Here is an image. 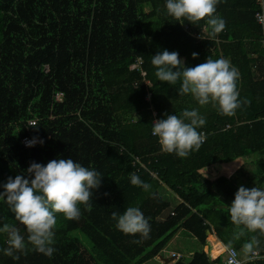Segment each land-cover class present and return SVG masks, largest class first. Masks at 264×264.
<instances>
[{
	"label": "trees",
	"instance_id": "obj_1",
	"mask_svg": "<svg viewBox=\"0 0 264 264\" xmlns=\"http://www.w3.org/2000/svg\"><path fill=\"white\" fill-rule=\"evenodd\" d=\"M165 3L0 0V184L26 174L31 162L54 159H73L102 177L91 212L79 206L82 215L74 221L57 214L52 256L31 245L18 260L6 256L7 236L0 233V264H142L159 255L179 228L218 255L238 231L228 207L242 165L233 178L208 177L202 170L264 152V23L257 20L264 0H221L215 15L226 27L215 39L207 38L204 20L182 25L166 14ZM165 49L178 52L186 67L208 56L228 59L240 73L239 98L248 103L227 117L211 104L199 106L191 95H178L179 82H160L154 75L151 57ZM194 108L206 120L197 129L206 136L200 149L187 158L161 152L151 134L152 111L163 119ZM30 120L38 129L28 127ZM25 135L44 143L24 147ZM131 173L149 183L150 191L133 186ZM254 182L242 186L250 189ZM128 207L149 219V238L140 243H133L139 235L117 230L111 218ZM4 223L26 236L0 201V227ZM73 231L84 234L90 248ZM250 235L232 245L241 248ZM259 239L264 255V237ZM173 264L223 262L202 250ZM247 264H264V256Z\"/></svg>",
	"mask_w": 264,
	"mask_h": 264
},
{
	"label": "clouds",
	"instance_id": "obj_2",
	"mask_svg": "<svg viewBox=\"0 0 264 264\" xmlns=\"http://www.w3.org/2000/svg\"><path fill=\"white\" fill-rule=\"evenodd\" d=\"M220 2L166 0L165 8L166 14L182 25L184 21L196 25L204 20L208 28L207 38L215 39L226 27V21L215 15ZM199 38L203 39L201 35ZM192 56L197 58L198 54L193 53ZM151 64L158 81L171 85L179 82L178 95H191L201 107L211 104L219 115L234 116L243 103H248L239 98L237 81L240 73L228 59L208 56L204 63L186 67L178 52L165 49L151 57ZM165 116L163 119H155L151 127V134L158 138L161 152L187 158L193 151H198L206 140L205 134L197 131L206 124L199 110L185 109L179 116L167 113ZM28 127L38 129L36 125ZM23 137L20 142L24 147H32L37 142L41 145L44 143L42 139L31 137L25 141V145ZM101 178L99 172L73 159H54L46 165L31 162L26 174L8 177L6 183L0 184L3 189L0 191V201L8 206L18 225L23 226L26 236L21 234L20 227L4 223L0 227V233L7 236L4 254L18 260V253L25 252L31 245V250L52 256L56 250L53 245L57 214H62L68 221H74L82 215L79 206L91 212L93 192L101 186ZM130 182L146 192L151 189V185L135 173L130 174ZM228 213L230 222L238 229L232 240L223 245L229 251L228 264H247L259 256V237H264V189L240 186L228 207ZM111 218L116 221L117 230L126 235L141 237L133 243L149 238V219L138 207H128L123 214L113 212ZM248 234L252 235L243 243L239 253L232 250L233 240H240Z\"/></svg>",
	"mask_w": 264,
	"mask_h": 264
},
{
	"label": "rangeland",
	"instance_id": "obj_3",
	"mask_svg": "<svg viewBox=\"0 0 264 264\" xmlns=\"http://www.w3.org/2000/svg\"><path fill=\"white\" fill-rule=\"evenodd\" d=\"M262 153L264 152H253L249 153V155H247L248 157H245L247 160L244 159L245 163L243 162L242 164L243 169L236 174V182H238V185L242 186V184L250 182L251 178H254V187L261 186L264 188V154ZM228 166H230V164L217 163L203 169L202 172L208 177H215L222 174L233 178L238 169H236L234 173L227 175L229 174L226 171ZM165 194L166 196L172 195L168 190H165ZM77 232L78 231H73L72 234L75 235ZM77 234L82 240V243L90 248L91 244L89 239L81 232H78ZM203 249L204 245L198 242V240L187 231L179 228L159 255L147 259L142 264H173L177 259L183 258L185 260H189L194 252L202 251ZM219 254L211 255L209 253L208 256L216 258L220 256ZM171 257H173V259H171Z\"/></svg>",
	"mask_w": 264,
	"mask_h": 264
},
{
	"label": "built area",
	"instance_id": "obj_4",
	"mask_svg": "<svg viewBox=\"0 0 264 264\" xmlns=\"http://www.w3.org/2000/svg\"><path fill=\"white\" fill-rule=\"evenodd\" d=\"M261 3H262V1H261ZM261 12H259V13H257V20H258V22L259 23H264V4H262L261 5ZM262 43H263V45H264V40L262 41ZM60 95H61V93H57L56 94V99H59V97H60ZM147 97H148V95H147ZM157 114V112L155 111V110H153L152 111V115H153V119H152V122L155 120V119H158V116L156 115ZM29 124L30 125H33V124H35V120H30L29 121ZM228 127V126H227ZM201 132H203L204 133V131H201ZM205 134V133H204ZM30 139H32L30 136H24L23 137V139H22V141H23V143L25 144V141L26 140H30ZM26 145V144H25ZM136 160L138 161V158L136 157ZM141 166H144L143 164L141 165ZM240 249L241 248H237V247H235V246H233L232 245V250H234V251H236L237 253H239V251H240ZM209 254V253H208ZM220 256L222 255V262H223V264H228V260H229V251L226 249V247L224 246L223 247V250L221 251V253L219 254ZM261 256H264V255H262L260 252H259V256L257 257V258H259V257H261ZM238 258H241L242 259V256H239ZM255 259V258H254Z\"/></svg>",
	"mask_w": 264,
	"mask_h": 264
},
{
	"label": "crops",
	"instance_id": "obj_5",
	"mask_svg": "<svg viewBox=\"0 0 264 264\" xmlns=\"http://www.w3.org/2000/svg\"><path fill=\"white\" fill-rule=\"evenodd\" d=\"M244 159H245V157H242V158H238L232 162L226 163V164H230V166H228L226 169V171L229 173L227 175L234 173L236 171V169H238L243 164V162L245 163V160H247V159H245V160ZM237 163H239V164H237ZM235 164H237V165H235ZM236 178H237V176H236ZM221 244L223 245L222 242H221Z\"/></svg>",
	"mask_w": 264,
	"mask_h": 264
},
{
	"label": "water",
	"instance_id": "obj_6",
	"mask_svg": "<svg viewBox=\"0 0 264 264\" xmlns=\"http://www.w3.org/2000/svg\"><path fill=\"white\" fill-rule=\"evenodd\" d=\"M205 252H208L207 250H205V248L203 249ZM171 259H173V257H171Z\"/></svg>",
	"mask_w": 264,
	"mask_h": 264
}]
</instances>
